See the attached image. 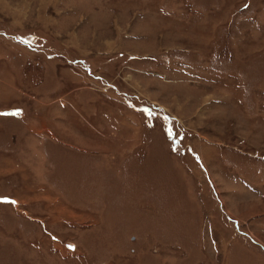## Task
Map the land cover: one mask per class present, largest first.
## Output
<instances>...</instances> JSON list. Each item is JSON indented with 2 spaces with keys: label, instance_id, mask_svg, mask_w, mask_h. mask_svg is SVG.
Segmentation results:
<instances>
[{
  "label": "rangeland",
  "instance_id": "1",
  "mask_svg": "<svg viewBox=\"0 0 264 264\" xmlns=\"http://www.w3.org/2000/svg\"><path fill=\"white\" fill-rule=\"evenodd\" d=\"M0 198V264H264V0H0Z\"/></svg>",
  "mask_w": 264,
  "mask_h": 264
},
{
  "label": "snow or ice",
  "instance_id": "2",
  "mask_svg": "<svg viewBox=\"0 0 264 264\" xmlns=\"http://www.w3.org/2000/svg\"><path fill=\"white\" fill-rule=\"evenodd\" d=\"M13 203H15V202L13 201Z\"/></svg>",
  "mask_w": 264,
  "mask_h": 264
}]
</instances>
